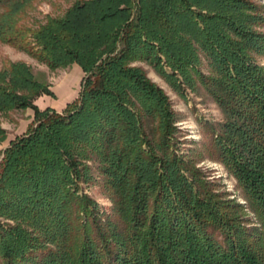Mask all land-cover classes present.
<instances>
[{"label": "trees", "instance_id": "16d2710c", "mask_svg": "<svg viewBox=\"0 0 264 264\" xmlns=\"http://www.w3.org/2000/svg\"><path fill=\"white\" fill-rule=\"evenodd\" d=\"M22 1L0 14V42L51 72L76 64L84 76L62 112L41 111L34 103L53 97L49 84L25 63L0 69V114L34 112L0 158V264H264V67L253 57L264 52L262 6L77 0L29 42L10 20ZM136 63L212 96L227 119L218 161L246 207L222 200L177 154L169 99ZM93 170L109 215L80 188Z\"/></svg>", "mask_w": 264, "mask_h": 264}, {"label": "rangeland", "instance_id": "374dc122", "mask_svg": "<svg viewBox=\"0 0 264 264\" xmlns=\"http://www.w3.org/2000/svg\"><path fill=\"white\" fill-rule=\"evenodd\" d=\"M77 0H29L10 19L15 22V27L23 30L29 42H32L31 32L44 25L49 18H59ZM262 6L264 15V0H252ZM22 0H5L0 6V14L7 13L11 7ZM264 34V27L256 28ZM25 38V39H26ZM256 62L264 67V52L254 53ZM9 63H25L28 65L37 79L46 81L48 84H57L67 77L70 69H57L53 72L25 52L11 45L0 42V69L8 67ZM142 67L148 78L160 87L167 95L170 106L176 115L173 133V147L183 160L195 169L199 170L205 180L210 183L214 192L227 202H235L246 207L243 192L229 169L218 161L215 138L219 136L222 126L227 119L218 104L208 91L197 81L194 88L182 85L180 90L175 89L169 81L146 63H136ZM167 73L169 70L165 68ZM200 70L207 75L209 67L202 62ZM1 117V115H0ZM93 180L81 183L80 188L90 198L95 200L101 210L108 215L111 213V203L105 195L102 178L92 171ZM241 215L248 225H254L253 215L248 210H243Z\"/></svg>", "mask_w": 264, "mask_h": 264}, {"label": "crops", "instance_id": "0c3cea01", "mask_svg": "<svg viewBox=\"0 0 264 264\" xmlns=\"http://www.w3.org/2000/svg\"><path fill=\"white\" fill-rule=\"evenodd\" d=\"M68 68L70 73L67 77L57 84H49V90L52 92L53 97L42 95L35 100L34 104L39 110L52 109L56 112H62L69 103L77 98L84 74L76 64H72L65 69ZM33 117L34 112L29 108L13 110L6 115H1L0 126L5 131V139L0 142V158L11 142L26 132L33 121Z\"/></svg>", "mask_w": 264, "mask_h": 264}]
</instances>
